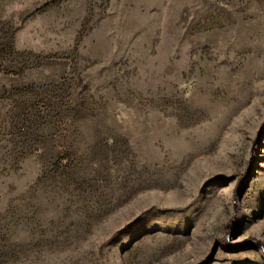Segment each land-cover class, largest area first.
I'll return each mask as SVG.
<instances>
[{
    "label": "rangeland",
    "instance_id": "rangeland-1",
    "mask_svg": "<svg viewBox=\"0 0 264 264\" xmlns=\"http://www.w3.org/2000/svg\"><path fill=\"white\" fill-rule=\"evenodd\" d=\"M0 264H264V0H0Z\"/></svg>",
    "mask_w": 264,
    "mask_h": 264
}]
</instances>
